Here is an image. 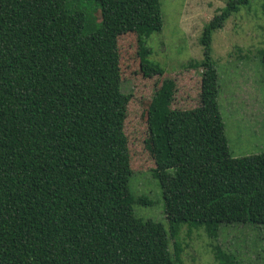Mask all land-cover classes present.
<instances>
[{
	"label": "trees",
	"instance_id": "16d2710c",
	"mask_svg": "<svg viewBox=\"0 0 264 264\" xmlns=\"http://www.w3.org/2000/svg\"><path fill=\"white\" fill-rule=\"evenodd\" d=\"M0 0V264H182L184 226L264 224V152L233 156L213 35L241 5L204 24L200 104L148 113L151 174L168 227L135 214L119 36L162 31L161 0ZM140 50L146 76L162 73ZM264 60V49L262 50ZM173 246V250L171 249ZM219 264H241L216 245Z\"/></svg>",
	"mask_w": 264,
	"mask_h": 264
},
{
	"label": "rangeland",
	"instance_id": "374dc122",
	"mask_svg": "<svg viewBox=\"0 0 264 264\" xmlns=\"http://www.w3.org/2000/svg\"><path fill=\"white\" fill-rule=\"evenodd\" d=\"M229 0H161L163 28L141 36H119L123 90L131 92L125 131L128 136L136 196L151 204H135L139 217L151 218L168 227L162 188L151 174L155 158L150 149L148 113L154 95L173 89L172 108L193 109L200 104L202 69L193 62L203 57L199 41L203 26ZM96 6L95 1L90 2ZM162 73L146 76L140 66V50ZM213 58L219 73V103L233 156L264 152V0L241 5L225 26L213 35ZM182 264H219L216 245L237 254L241 264H264V224L222 225L214 240L204 228L184 226ZM173 250V246L171 245Z\"/></svg>",
	"mask_w": 264,
	"mask_h": 264
}]
</instances>
